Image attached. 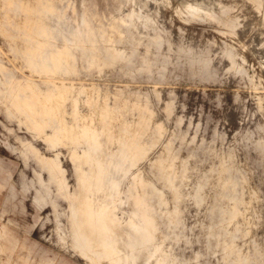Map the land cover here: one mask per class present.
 I'll list each match as a JSON object with an SVG mask.
<instances>
[{
  "label": "rangeland",
  "instance_id": "rangeland-1",
  "mask_svg": "<svg viewBox=\"0 0 264 264\" xmlns=\"http://www.w3.org/2000/svg\"><path fill=\"white\" fill-rule=\"evenodd\" d=\"M216 1L0 0V227L25 252L264 264V0Z\"/></svg>",
  "mask_w": 264,
  "mask_h": 264
},
{
  "label": "bare ground",
  "instance_id": "bare-ground-1",
  "mask_svg": "<svg viewBox=\"0 0 264 264\" xmlns=\"http://www.w3.org/2000/svg\"><path fill=\"white\" fill-rule=\"evenodd\" d=\"M216 2H219V1L217 0ZM216 2H215V4H216ZM212 4H214V3H203V2H200V3H197V4H195V5H192L191 7H188V8H189V11H190L191 13H193V12L196 11L197 9H200V10H203V9H204V10H206V12H207V11H209V9L213 6ZM215 4H214V5H215ZM217 4H218V3H217ZM144 7H145V6H144ZM147 8H148V7H147ZM195 9H196V10H195ZM146 10H147V9H146ZM204 10H203V11H204ZM150 11H151V10H150ZM197 11H199V10H197ZM197 11H196V12H197ZM211 11H212V10H211ZM211 11H210V12H211ZM197 13H198V12H197ZM156 19H157V18H156ZM122 56H123V55H122ZM203 64H204V63H203ZM109 98H110V97H109ZM57 100H58V99H57ZM59 102H60V101H59ZM98 103H99V102H98ZM76 104H77V103H76ZM87 106H88V105H87ZM75 107H76V105H75ZM108 107H109V106H108ZM146 108H147V107H146ZM165 108H166V107H165ZM24 110H25V109H24ZM74 112H75V111H74ZM76 112H77V111H76ZM110 112H111V111H110ZM110 112H109V113H110ZM59 113H60V111H59ZM106 113H107V112H106ZM131 113H132V112H131ZM231 113H232V112H231ZM55 114H56V113H55ZM59 115H60V114H59ZM107 115H108V113H107ZM55 116H56V115H55ZM169 116H170V115H169ZM19 117H20V116H19ZM59 117H60V116H59ZM107 117H108V116H107ZM111 117H112V116H111ZM97 118H99V115H98ZM108 118H109V117H108ZM108 118H107V119H108ZM114 118H115V117H114ZM79 119H80V118H79ZM80 120H82V123H81V125H80V132H82V131H83V132H86V131L88 132L90 129H88V128H87L88 125L86 126V123H84L85 118H83V119L81 118ZM116 120H117V119H116ZM120 120H121V119H120ZM107 122H109V120H108ZM117 122H119V121H117ZM114 123H115V122H114ZM71 124H72V123H71ZM76 124H77V123H76ZM101 125H102V124H101ZM69 126H70V125H69ZM96 127H97V126H96ZM100 127H101V126H100ZM93 128H94V127H93ZM111 128H112V127H111ZM77 129H78V128H77ZM99 129H100V128H99ZM200 129H201V127H200ZM94 130H95V129H94ZM108 130H109V129H108ZM97 131H99V130H97ZM100 131H101V129H100ZM106 131H107V129H106ZM83 132H82V133H83ZM89 132H90V131H89ZM91 132H92V135H93V132H94V131L92 130ZM107 132H109V131H107ZM96 133H97V132H96ZM104 133H105V132H104ZM104 133H103V134H104ZM113 133H114V132H113ZM132 133H133V132H132ZM132 133H131V134H132ZM97 134H98V133H97ZM107 134H108V133H107ZM83 135H84V133H83ZM87 135H88V134H87ZM90 135H91V134H90ZM104 135H105V134H104ZM123 135H124V134H123ZM97 136H99V134H98ZM97 136H95V137L97 138ZM118 136H120V135H118ZM135 136H136V135H135ZM76 137H79V135H77ZM80 137H81V135H80ZM133 137H134V136H133ZM142 137H143V136H142ZM106 138L109 139V141H110L109 144H110V143H111V144H112V143H113V144H115V143H116V144L119 143V139H117V138H114V137L111 138L109 135H107ZM119 138H120V137H119ZM74 139H75V138H74ZM83 139H84V138H83ZM86 139H87V138H86ZM95 140H96V139H95ZM133 140H134V139H133ZM76 141H77V139H76ZM97 141H98V140H97ZM106 141H107V140H106ZM53 143H54V142H52L51 144H53ZM96 143H99V141L96 142ZM98 145H99V144H98ZM89 146H90V145H89ZM28 147H29V145H28ZM109 147H110V146H109ZM139 147H140V146H139ZM136 148H137V147H136ZM71 149H72V148H71ZM100 149H101V146H100ZM134 149H135V148H134ZM32 150H33V149H32ZM100 152H101V151H100ZM144 152H145V151H144ZM76 153H77V152H76ZM130 153H131V155H132V156H131V160H132L133 164H134V163H137V162H139L140 160L143 159V156H144V155H143V150H142L141 148L137 149V150L134 152V154H132V151H131V152L129 151V154H130ZM108 154H110V153H108ZM144 154H145V153H144ZM73 155H74V154H73ZM109 156H110V155H109ZM128 156H129V155H128ZM151 156H152V155H151ZM99 157H100V156H99ZM36 158H37V157H36ZM240 158H241V157H240ZM30 159H31V158H30ZM33 160H34V159H33ZM46 160H47V159H46ZM46 160H45V161H46ZM55 160H56V159H55ZM77 161H78V160H77ZM85 161H86V160H85ZM99 161H100V160H99ZM167 161H168V160H167ZM171 161H172V160H171ZM41 162H42L41 160H38V163H41ZM129 162H130V161H129ZM48 163H50V162H48ZM109 163H110V162H108V164H109ZM123 163H124V162H123ZM41 164H42V163H41ZM79 164H80V163H79ZM79 164H78V165H79ZM133 164H131V165H133ZM166 164L169 165L168 162H167ZM166 164H165V165H166ZM170 164H171V163H170ZM176 164H177V163H176ZM55 165H56V164H55ZM157 165H158V164H157ZM151 166H153V164H152ZM51 167H54V166H51ZM59 167H60V166H59ZM78 167H79V166H78ZM164 167H165V166H164ZM174 167H175V166H174ZM159 168H160V167H159ZM251 168H252V167H251ZM53 169H54V168H53ZM53 169H52V170H53ZM56 169H57V168H56ZM162 169H163V168H162ZM186 169H187V168H186ZM168 170H170V169H168V167H167V171H168ZM173 170H174V169H173ZM103 171H104V170H103ZM161 171H163V170H161ZM99 172H100V171H99ZM163 172H164V171H163ZM172 172H173V171H172ZM175 172H176V171H175ZM183 172H186V171L184 170ZM183 172H182V173H183ZM22 173H23V172H22ZM143 173H144V172H143ZM173 173H174V172H173ZM34 174H35V173H34ZM34 174H33V176H32L33 178H35V177H34ZM183 174H185V173H183ZM172 175H173V174H172ZM39 176H40V177L43 176V178H45L46 176L48 177L47 174H45V175L43 174V175H39ZM97 176H98V175H97ZM97 176H95V177L98 178L99 176H98V177H97ZM101 176H102V174H101ZM174 176H175V174H174ZM30 177H31V176H30ZM95 177H94V178H95ZM22 178H23V177H22ZM141 178H142V177H141ZM49 179L51 180V175H50ZM53 179H54V178H53ZM65 179H66V178H65ZM132 179H133V178H132ZM179 179L181 180V178H179ZM29 180H32V179H29ZM41 180H42V179H41ZM166 180H167V179H166ZM33 181L36 182L37 180H33ZM45 181H46V180H45ZM134 181H135V180H134ZM262 181H263V180H262ZM24 182H25V181H24ZM116 182H117V181H116ZM144 182H145V181H144ZM144 182H142L141 185H142ZM146 182H147V181H146ZM29 183H30V184H34L33 182H29ZM38 183L41 184L40 181H38ZM117 183H118V182H117ZM136 183H137V180H136ZM148 183H149V182H148ZM150 183H151V182H150ZM170 183H171V182H170ZM24 184H25V183H24ZM56 184H58V183H56ZM59 184H61V183H59ZM87 184L89 185L88 188L91 190V192L95 191V190H94L95 187H94V185H93L92 182H88ZM263 184H264V183H263ZM28 185H29V184H28ZM28 185H27V186H28ZM42 185H43V183H42ZM42 185H41V186H42ZM116 185H117V184H116ZM138 185H139V184H138ZM162 185H163V184H162ZM44 186H45V185H44ZM112 186H113V185H112ZM134 186H135V185H134ZM260 186H261V185H260ZM141 187H143V185H142ZM139 188H140V187H139ZM30 189H31V188H30ZM50 189H51V187H50ZM52 189H53V188H52ZM116 189H117V188H116ZM140 189H141V188H140ZM156 189H157V188H156ZM163 189H164V188H163ZM33 190H34V188H33ZM34 191H35V193L37 192L36 194H38V195H39V194H42V195H43V198L41 197L42 200H43V204H44V202H47V200L50 201V200H49V199H50V195H52V194H50V191H49V189H47V187H46V188H45V187H44V188H40V187H39V189H38V188H37V189L35 188ZM152 192H153V190H152ZM164 192H165V191H164ZM262 192H263V191H262ZM136 194H137V193H136ZM177 194H178V192H177ZM179 194H180V193H179ZM195 194H197V193H195ZM195 194H194V195H195ZM200 194H201V193H200ZM38 195H37V197H38ZM143 195H144V194H143ZM202 195H203V194H202ZM202 195H201V196H202ZM63 196H65V195H63ZM177 196H178V195H177ZM177 196H175V197H177ZM39 197H40V196H39ZM175 197H174V198H175ZM178 197H179V196H178ZM178 197H177V198H178ZM204 197H205V196H204ZM53 198H54V197H53ZM58 198H59V197H57L56 199H58ZM138 198H139V197H138ZM177 198H176V199H177ZM208 198H209V196H208ZM208 198H207V199H208ZM36 199H37V198H36ZM136 199H137V198H136ZM164 199H165V198H164ZM178 199H179V198H178ZM202 199H203V198H202ZM138 200H139V199H138ZM260 200H261V199H260ZM134 201H135V199H134ZM139 201H140V200H139ZM178 201H179V200H178ZM203 201H204V200H203ZM206 201H207V200H206ZM206 201H205V202H206ZM245 201H246V200H245ZM141 202H142V201H141ZM38 203H39V201H38ZM256 203H257V202H256ZM26 204H27V203H26ZM46 204H47V203H46ZM65 204L68 205L67 203H65ZM175 204H176V203H175ZM57 205H58V204H57ZM88 205H89V204H88ZM204 205H205V204H204ZM61 206H62V205H61ZM134 206H135V205H134ZM248 206H249V205H248ZM111 207H112V206H111ZM137 207H138V206H137ZM141 207H142V206H141ZM192 207H193V206H192ZM196 207H197V206H196ZM177 208H178V206H177ZM254 208H255V207H254ZM65 209H66V208H65ZM110 209H111V208H110ZM137 209H138V208H137ZM256 209H257V208H256ZM85 210H86V209H85ZM112 210H115V209H112ZM116 210H117V208H116ZM241 210H242V209H241ZM253 210H254V209H253ZM253 210H252V211H253ZM56 211H57V210H56ZM109 211H110V210H109ZM126 211H127V210H126ZM140 211H141V209H140ZM143 211H144V210H143ZM176 211H177V210H176ZM198 211H199V210H198ZM255 211H256V210H255ZM262 211H263V210H262ZM185 212H186V211H185ZM241 212H242V211H241ZM243 212H244V211H243ZM245 212H246V211H245ZM129 213H130V212H129ZM182 213H184V211H183ZM257 213H258V212H257ZM107 214H109V213L107 212ZM112 214H114V213H112ZM140 214H141V213H140ZM180 214H181V213H180ZM184 214H185V213H184ZM196 214H197V213H196ZM234 214H235V213H234ZM241 214H243V213H241ZM248 214H249V213H248ZM143 215L145 216V213H144ZM243 215H244V214H243ZM245 215H246V214H245ZM250 215H251V214H250ZM260 215H261V212H260ZM260 215H259V217H257L258 220H259V218H260ZM81 216H82V215H81ZM84 216H85V215H84ZM84 216H83V217H84ZM144 216H143V218H144ZM195 216H196V215H195ZM251 216H252V215H251ZM254 216H255V215H254ZM254 216H253V217H254ZM83 217H82V218H83ZM186 217H187V216H186ZM247 217H248V216H247ZM140 218H142V215H141ZM234 218H235V216H234ZM238 218H239V217H238ZM201 219H202V218H201ZM250 219H251V218H250ZM142 220H143V219H142ZM148 220H149V219H148ZM168 220H169V219H168ZM172 220H173V219H172ZM183 220H184V219H183ZM256 220H257V219H256ZM78 221L80 222V220H78ZM109 221H110V223H113V224H116V222H119L118 219H116V220H115L116 222H115L114 219H112V218H111V219L109 218ZM150 221H151V220H150ZM251 221H252V223H253V220H251ZM263 221H264V220H263ZM130 222H131V220H130ZM144 222H146V220H145ZM124 223H125V222H124ZM132 223H133V222H132ZM171 223H172V222H171ZM117 224H118V223H117ZM119 224H120V223H119ZM119 224H118V225H119ZM147 224H148V223H147ZM175 224H176V223H175ZM254 224H255V221H254ZM256 225H257V224H255L254 226H256ZM74 226H75L77 229H80V230H83L84 232H86V233H87L86 236H87L88 238H91L92 241L94 240L93 237H95L96 239H99L100 237H104V236H106V232H104L105 230H103V229H101V230H98V229L96 230V229H94L95 225H93V224L90 222V220H89L86 216L83 218V224H82V223H78V222H77V223L74 222ZM82 226H83V227H82ZM170 226H171V225H170ZM149 228H150V227H149ZM190 228H191V227H190ZM196 228H197V227H196ZM246 228L249 229L250 227H246ZM256 228H257V227H256ZM243 229H244V228H243ZM142 230H143V229H142ZM244 230H247V229H244ZM254 230H255V229H254ZM256 230H258V229H256ZM259 230H260V229H259ZM259 230H258V231H259ZM106 231H107V230H106ZM195 231H196V230H195ZM248 231H249V230H248ZM248 231H247V232H248ZM252 231H253V230H252ZM252 231H251V233H252ZM205 232H206V231H205ZM241 232H242V230H241ZM243 232H244V231H243ZM247 232H246V233H247ZM255 232H256V231H255ZM260 232H261V231H260ZM249 233H250V232H249ZM262 233H263V232H262ZM247 234H248V233H247ZM249 235H250V234H249ZM148 236H149V237H152V234H150V233L148 232ZM250 236H251V235H250ZM254 236H255V235H254ZM260 237H261V236H260ZM88 238H87V239H88ZM244 238H245V237H244ZM91 239H90V241H91ZM191 239H192V238H191ZM130 241H131V240H130ZM101 242L104 243V244H107V245L110 246V247L112 246L110 243H106V242H104V239H103V238H102ZM138 243L141 244L142 242L139 241ZM200 243H201V242H200ZM192 247H193V246H192ZM108 249L111 251V249H110L109 247H108ZM180 249H181V248H180ZM112 250H113V249H112ZM261 250H262V249H261ZM259 251H260V250H259ZM152 252H153V251H152ZM192 252H193V251H192ZM261 252H262V251H261ZM261 252H260V253H261ZM260 253H259V254H260ZM262 253H263V252H262ZM204 256H205V255H204ZM204 256H203V257H204ZM261 258H262V257H261ZM238 259H239V258H238ZM155 264H157V263H155Z\"/></svg>",
  "mask_w": 264,
  "mask_h": 264
},
{
  "label": "crops",
  "instance_id": "crops-1",
  "mask_svg": "<svg viewBox=\"0 0 264 264\" xmlns=\"http://www.w3.org/2000/svg\"><path fill=\"white\" fill-rule=\"evenodd\" d=\"M4 208L6 209L5 205ZM4 208L0 215L5 211ZM24 249L20 238L12 232H6L4 225L0 227V264H32L35 260L32 254H39L40 250L33 253L31 249H27L26 252ZM37 256L41 258L37 264H53V259L46 258L41 254Z\"/></svg>",
  "mask_w": 264,
  "mask_h": 264
}]
</instances>
